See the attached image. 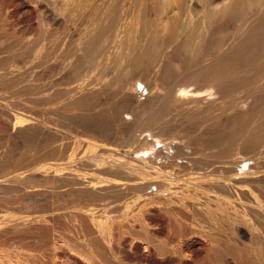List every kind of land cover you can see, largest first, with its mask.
I'll return each mask as SVG.
<instances>
[{"label":"bare ground","instance_id":"1","mask_svg":"<svg viewBox=\"0 0 264 264\" xmlns=\"http://www.w3.org/2000/svg\"><path fill=\"white\" fill-rule=\"evenodd\" d=\"M91 2L0 0V264H264V0Z\"/></svg>","mask_w":264,"mask_h":264},{"label":"rangeland","instance_id":"2","mask_svg":"<svg viewBox=\"0 0 264 264\" xmlns=\"http://www.w3.org/2000/svg\"><path fill=\"white\" fill-rule=\"evenodd\" d=\"M99 0H92L91 5L92 4H98ZM101 2V0H100ZM14 10L11 8L10 12L12 13ZM11 23L13 24L14 30L21 34L24 38L28 39V40H33L34 39V35L32 33V29H35L38 25V18L37 15H33L32 18H28V16L24 13V12H19L18 14L14 15L11 19H10ZM1 23V22H0ZM42 43L37 47V48H41ZM19 111V113H18ZM14 112L20 117H26V114H23L24 112L20 111V109H14ZM81 137H78L77 139H79ZM22 203L19 207V209H23L26 207V204ZM37 209L39 210V207H37Z\"/></svg>","mask_w":264,"mask_h":264}]
</instances>
